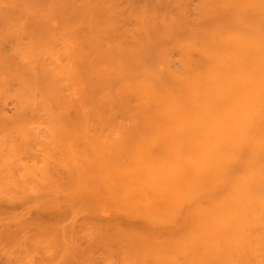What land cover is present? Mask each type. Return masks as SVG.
Instances as JSON below:
<instances>
[{"label":"bare ground","instance_id":"obj_1","mask_svg":"<svg viewBox=\"0 0 264 264\" xmlns=\"http://www.w3.org/2000/svg\"><path fill=\"white\" fill-rule=\"evenodd\" d=\"M221 1L225 9L222 7L221 3L217 2V11L222 9L220 11L222 14L217 12L218 15L214 18V20L208 22V24L210 23V25L207 24L208 27L206 25V27L202 26L201 30L193 33L198 40L196 37H191L190 32H187V34L183 37L184 39L182 38L183 43L184 41L186 42V39H188L186 45H183L182 42L179 44V48L181 47L183 49H181L182 51L185 50L188 52H183V55H189L190 53L192 54V52H196V55H199L197 64L187 66V69H190H185L184 73L181 72L178 74V71V73H175V70H172L171 65L169 67V69L171 68L170 70L168 68L166 69V66H162V69L161 66L153 67L150 65L151 61L154 60L156 63L158 59L161 57L163 58L161 55L159 56L160 58H156V60L155 57H157L158 53H152L156 56H150V54H148L149 60H151L150 57H152L151 61H147V54L144 55L142 53L144 55L143 59L145 58V61H143L141 58L142 56L139 57L137 54L136 56L140 59L133 56L129 58L126 53H124L126 56L122 53L123 55L119 54V56L121 55L120 57H114V60H118L119 58L121 60L118 61L121 62L117 63L116 60L110 61V58H107L112 63L107 66L104 65L105 60L103 57L102 60L99 58L101 55L96 54L98 55L97 58H99V60L97 59V65L91 68L84 65L83 69H80L82 72L79 69L76 70L78 71V78H82L84 75L87 76L88 79L84 77L82 78L83 80L79 78L80 81H78H86L87 85L81 82L83 85L85 84V87L93 83L98 85H111V88L109 86L108 88L105 85H100L103 89H101L100 86L97 87L95 84L90 85L91 88H89V90L92 92V95H94L95 92H98V90H103V93H105L106 91L104 92V90L106 87L108 88L106 90H110L113 88L112 86L115 88V84H117V87H120V89L126 93L120 92L118 94L116 91L115 93L117 94L113 95V92H110V94L112 93V96H120L121 93L126 95L132 94L133 96L136 95L140 98V103L142 104L141 107H143V109L139 108L142 110L141 112H144L143 114L145 116L144 123L143 119L142 121L140 120V127H138L140 125L138 122L137 126L135 124L133 125L134 127L132 126L129 128L130 131L129 129L126 131V135L124 133L125 136L119 131L118 133L120 136L122 135L121 137L119 135L118 137L117 135L113 136L114 134H111L113 131L108 134L110 137L112 136L111 138L109 136L107 137L106 134L104 136L102 133L104 131V127L106 132H108L107 129L110 127L108 125H111L110 123H112V116L108 112L109 118L106 117L107 111L105 108H108L110 101H113L114 98L111 99L112 96L105 93L108 98H111L105 99L106 96L104 94L102 96L101 94L100 96L102 98L99 97V99L101 98L100 101L97 102L96 99H98V97H95L96 99L93 98V101L91 95H88L87 93L89 91H84L85 89L82 88L83 85L80 83L82 85L80 86L78 83L77 87L80 86V88H82L81 90H83V92L80 90L81 93L78 91L79 94H81L80 96L82 97V95L85 94L86 96H90L88 98L91 99H88L85 95L83 96L88 99L87 101H90V105L86 106V104L82 103L84 99L83 97L81 99L79 96L81 103L78 102L79 98L77 101L73 97L74 101L76 100V102L79 103L78 106H80V108L77 106L74 107L77 110L80 109L82 112L81 116H83L84 121L88 122L89 125L85 124L84 121L79 122L81 124L83 123V125L78 123L77 125H80V127H78L79 130H76L77 121H81L82 119L79 117L81 119L79 120L75 117V119H77L76 123H70V125L74 124L70 127H74L75 129H73L75 132L79 131L77 134L72 132V134L75 135V138L78 136L82 141H86V139L83 138L85 135L88 136L87 140L90 141L88 143H91V138L94 140V143L92 142V144H89L91 145V148L87 147L85 143L81 144V148L78 144H75V147L73 143L71 144L72 147L69 146L70 148H67V153L69 152L68 155L70 158L72 157L77 164H75V162L68 157V160L65 158L67 160L66 163L71 161L70 165L73 164L71 167H76V165H78V168L76 169L81 170L80 174L84 175L83 177H85V179L83 178L82 180V178H79V181L76 179L75 182L78 181L84 185V189L81 188L82 185L78 182V184H74L73 177L76 176L75 174H79L75 173V171L67 176L69 178L72 175V177L69 178L70 180L67 178L69 184L66 182V179L64 182L71 186L76 184L81 185L80 187L73 186L75 189L73 191L75 192L79 188L77 191H80L81 194H83V190L85 191L87 187L91 188L92 191L95 188L96 192L93 191V193H95L94 195H97L96 198L98 200H92V198H95L92 195H89V197L86 196L89 201L95 202L93 203L96 204V207H94V204L91 202L93 210L97 211L98 207L99 211L100 205H104L106 203L107 207H103L107 208V210H113L114 208V211L109 210L112 212L110 215L116 212V214L113 215L114 218L117 214H119V210L120 212L124 211V213L127 212L128 214L130 210L134 208L137 212H139L138 216L141 214V218L144 219L142 224L145 226L148 225L151 227L154 225L156 227L161 225L160 227H162L161 229H163V232L164 229L169 226L164 233L159 230L160 228L158 229L159 231L157 230V233H154L151 232V228L153 227L146 228L147 226L145 227L143 225V227L146 228V231L145 229L144 231L148 232V234H145V232L142 231L143 227L139 228L137 226H130L132 221H128L126 224L130 226L129 229L133 228V230L131 229L133 232L131 231V234H128L129 229H125V227H123L122 235H120L117 233L119 225H114V221V227L117 226L118 228L115 227V229L112 226V232L114 233L112 237L114 238V236L117 237L119 235L117 237L118 240L116 238L114 239L117 241H114L113 238L110 240L108 236H111V231H109L111 233H109L110 235L107 237H105L108 234L106 231L105 234L103 233L105 236H100L101 239L103 238L104 240H107L105 241L106 245L109 244V242H111V244L118 242L114 243L118 245L120 244L119 241L121 242L123 239L125 240V237L122 238V240H119V238L121 239V236H131L132 240L130 241L133 243L129 242V244H131V249L129 248L130 252L128 253V256H130L129 254L131 252L133 254L134 251L138 254L141 253L142 256H139L140 258H135L136 260H139L137 264H140L141 262L142 264H150V261L152 262L151 264H264V0ZM225 10L226 13H223ZM251 10H254L253 13L256 16L252 17ZM227 11L234 13V15H230L229 18L225 15L227 14ZM219 14L223 15V17ZM220 18H223V20H220ZM211 24L213 26H211ZM80 50L85 52L86 48L82 46ZM83 52L81 57L87 54L88 49L87 52ZM133 53L135 54V52H132L131 54ZM191 57L192 56L190 55V59ZM125 58H128L127 61H124L126 60ZM131 59L134 60L131 61ZM189 60L187 59V64H190ZM193 60L196 62L194 57ZM164 62L166 64V61ZM98 64H100V66H98ZM91 69L93 70V72H91L93 73L92 75H90V71H92ZM83 70L88 71L84 74ZM95 70H97V73ZM81 73L84 75H81ZM94 73L96 75H94ZM91 77H94L95 80ZM98 81H101L100 84ZM96 88L99 89L96 91ZM92 89L94 90V94ZM121 96L123 97V95ZM124 98L125 95L121 98L123 99L122 102L124 101ZM91 100L94 103L96 100V103H92ZM74 101L71 102L77 105ZM125 102L127 101L125 100ZM106 103H108L107 106H105ZM71 104L72 103H70L69 106L72 107L73 105ZM98 104L101 106H98ZM66 105L68 106V103ZM66 105L64 104L65 108ZM82 105L87 107L85 108L84 106L85 109H83L85 111H89L87 110L89 108L91 112L93 110V114L91 113L92 115L95 114L94 109L96 107H101V109H96L102 110L99 111L101 112L100 114H103V118H107V120L104 119V121L106 120V123L101 120V125H103V127H101L99 121V123L96 121L97 124H99L97 126H94V124H96L95 121L94 124H91L90 111L88 112L89 116H87L85 114L86 112H83ZM98 110L95 112L99 114ZM64 111L67 112L66 109ZM79 112H77L78 116L80 115ZM84 114L87 117V120L85 119ZM98 114H96L97 116L94 115L97 119H99ZM75 119H71V122ZM93 119L96 120V118ZM93 119L91 120L93 121ZM62 120H64V118ZM64 122L61 121V123H63L62 125H64ZM107 122L110 123L107 125ZM90 124V128L93 129V135L92 132H87L90 131V128L86 127V125L90 126ZM106 125L108 127H106ZM98 126L103 128V131H101L102 134L100 131L97 132L100 136L96 133L99 129ZM85 127L88 130H85ZM65 128H67L68 131L69 127ZM62 131L64 130L62 129ZM128 131L129 133H127ZM82 132L84 134H82ZM116 132L113 133L117 134ZM66 135L68 136V134ZM60 136L62 137V133ZM102 136H104V139L106 138L105 141ZM122 137L125 140H122ZM109 139H111L112 142L114 141V143H112ZM71 141L73 142L72 139ZM117 141L119 142L117 143ZM62 142L64 143V141ZM60 150L61 152L65 151L63 148ZM62 154L65 153H61L60 155ZM62 157L63 155L61 158ZM66 172L68 173V170ZM86 176L89 177L91 181L89 178L86 179ZM104 176L107 177V179H104ZM98 177H100V179ZM101 178L104 180V183H102L103 180ZM95 179L102 181H98L99 184H97ZM85 180L87 182L89 180L88 184L91 182L99 185V188L101 186L103 190L109 191V193L101 194V192H103L101 189L95 187L94 184L91 186L84 184ZM59 181L61 180L59 179ZM103 184L107 188H104ZM71 186L68 189H71ZM110 187H114V189H110ZM89 188L87 191L90 190ZM111 190L115 193L114 198L112 197L114 194ZM64 191H66V189H64ZM92 191L90 194H93ZM80 192H78V194ZM116 192H119V194ZM85 195L88 194L86 193ZM104 195L106 199L109 198V195H112L111 199L109 198L107 200H111L112 202L114 201L113 203L116 204L109 201L111 204L110 208L109 202L106 199H103ZM66 196L67 198L72 197V194L71 196ZM99 197L101 199H99ZM80 198L84 199L85 197L81 195ZM102 199V202H105L104 200H106L108 203H101L100 201ZM117 199L119 200L118 202H116ZM121 199L126 201L128 205L124 201L121 202ZM88 200L85 201L90 203ZM97 201H99L98 205ZM75 203L76 201H74V204ZM118 205L120 208L128 207L126 208L128 210L130 208L129 212L125 209L121 210ZM98 211L97 213L100 214ZM131 216L133 217V215ZM132 217L130 220L134 218ZM105 224L106 225L104 226H108L107 223ZM126 224L125 226L128 227ZM51 225L52 224L49 226L51 227ZM102 225L99 226V231L97 229L95 230V226H93V231L95 230L94 232H96V234L97 232H104L103 228H100ZM86 227L88 226L86 225ZM112 227H110V229ZM42 229L45 231V228ZM90 229L92 230V227ZM107 229L109 230V228ZM135 229L136 231H134ZM147 229L149 231H147ZM49 230L50 229H48L47 232H51L50 236L55 232L59 233L57 231L53 232L52 230ZM88 230H84L87 231V233H83L91 235V233L88 234ZM123 230H126V232H123ZM139 230L143 233L137 232ZM149 232H151V234ZM124 233L125 235H123ZM42 234L43 233L40 235L42 236ZM55 234L53 236H55ZM92 235L90 237L88 236L89 239H87L86 236H83L86 240L91 241ZM56 236H58V234ZM98 237L99 236L95 238L93 236L92 242L94 243V246H96V244H98L101 240L100 238L97 239ZM43 238H46V236ZM73 238H76L75 235ZM51 239L50 243L52 242ZM80 239L82 240V238ZM80 239L78 240L80 241ZM59 240L57 241V244H53V246H58V242L62 245L61 240ZM74 240H76V244L75 242L72 243V241L71 243L76 246L72 245V247H76V249L83 247L80 244L78 248V240ZM95 240L96 244L94 242ZM104 240L102 242H104ZM124 240L120 246L127 244L126 240ZM102 242H100V244ZM60 244L59 246L61 247ZM100 244L98 245L100 246ZM137 244L139 247H137ZM65 245L67 244H64L63 246L65 247ZM90 245L91 247L87 246L89 251L94 247L91 242ZM134 246L138 248L137 251L136 249L132 250ZM69 247L70 245L66 248ZM87 247L85 248L84 246L81 249L84 250L85 248L87 250ZM110 247L112 246L110 245ZM120 248L123 251L125 246L124 248H122V246ZM59 250L62 249L60 248L58 251ZM66 250L68 252V249ZM66 250L64 248V251ZM73 250H70V252ZM86 250L83 252L80 251L83 258L85 256L84 254L91 255V252L89 253V251ZM101 250L103 251L102 248ZM107 250L108 249H106L105 253L107 252L108 254ZM70 252L69 258L74 256L73 253H75V251L73 253ZM80 252L77 253L79 254ZM93 252L94 251H92V253ZM113 253L115 255V252ZM138 254H136V256H138ZM62 255L64 256L65 253ZM93 255L94 254H92V256ZM65 256V258H68V255ZM76 256H79V259H83L80 257V254ZM86 257L88 259V256ZM131 257L133 259L134 256ZM141 257L143 258L141 259ZM89 259L92 258L89 256ZM140 259L142 261H140Z\"/></svg>","mask_w":264,"mask_h":264},{"label":"rangeland","instance_id":"obj_2","mask_svg":"<svg viewBox=\"0 0 264 264\" xmlns=\"http://www.w3.org/2000/svg\"><path fill=\"white\" fill-rule=\"evenodd\" d=\"M217 2L221 3V5L223 4L221 0H0V264H137L138 263L139 260L138 259L136 260L135 258H140L139 256H142L141 253L139 252L140 250L138 251L140 254L135 253L134 251L133 254L131 252L129 254L130 256H128V253L130 252L129 248L131 245L129 244V242L133 243L132 241H130L132 240L131 236L127 237L126 235L123 237L121 236V239L119 238V240H122V238L124 237L125 240L128 238L127 239L128 241L126 240L127 244L124 243L126 245H121L122 248H124L125 246L124 248L125 252L124 249L122 251L120 248L121 247L120 244L123 242L124 239L121 242L119 241L120 243L118 244L119 246L117 244H114L118 242H114L112 243L113 244L112 245L111 242L109 241H108L109 244L106 245L105 241L107 240L106 239L104 240L102 238L104 240V242H102L103 240L100 238V236L101 237L105 236L104 235L105 231L108 232V234L105 237L110 235L109 233L112 232L114 225H119V230L117 233H119L120 235H122L123 227H125V229L127 228L129 229L130 226L133 227L137 226L139 228H142L144 225L142 224L144 222L143 221L144 219L141 218L140 216L141 214H139L138 216L139 212H137L134 208H132V210H130L129 208L130 210L129 212V210L126 209L128 207L120 208L118 205V207L121 210L122 209L128 210L129 213L128 214L127 212L124 213V211L120 212V210L118 209L119 212L118 211L117 212L119 214H117L113 218V215L116 214V212L110 215V213H112L110 212L112 209L111 210L109 209L110 210L109 211L107 210V208L103 207V206L107 207L105 202L108 201L107 199L109 198L111 199L112 195H109V198L107 199L105 195L103 196V199H106L107 201L104 200L105 202H102L103 199L100 201L101 203H105V204L100 205L99 211L97 207V211L100 213L98 214L96 210H93V205L91 204L92 201H89L87 199L89 195L95 197L92 198V200L95 201V199H97L96 198L97 195H94L95 193H93V191H95V188L93 187L94 190L92 191L91 188L89 187L86 188V186L87 185L91 186L92 184H94L95 187L103 191L101 192V194L109 193V191L103 190L101 186L99 188L98 187L99 185H96L95 183L90 182V184H88L90 178L87 176L86 179L89 178V180L88 182L85 180L84 184L87 185L85 186L86 188L85 191L83 190L82 192L83 194H81L80 191H77L79 189L78 187H77L78 189L76 190L77 192L73 191L75 190L73 186L80 187L82 185L81 183L78 182L79 181L78 179L82 178L83 180V178L85 179V177H83L84 175L80 174L81 170L76 169L78 168V165H76V167L73 166L74 167L73 168L71 167L73 164L70 165L71 161L69 163H66L68 158H70V156L68 155L69 152L67 153L68 151L67 148H70L69 146L72 147L71 145L72 143L74 146L75 144H78L79 147L81 146L82 143L83 144L85 143L87 147H90L91 145L89 144H92V142L94 143V140H92L91 138V143H88L90 141L87 140L88 136L85 135L82 136L83 138L86 139V141L84 139H83L84 141H82L81 138H79L78 136L75 138V135L72 134V132H75L74 131L75 128L73 126L72 127L74 129L70 127L71 125L74 124L70 125V123H76L77 119H75V117H77L79 120L82 119L81 121H77L76 125L79 122L84 121L83 116H81L82 112L80 111V109L77 110L75 108L76 106L80 108V106H78L79 103H81L80 98L82 99V97L85 95L83 94L82 97L80 96L81 94H79V92L80 93L81 91L83 92V90L81 89L84 88L85 89L84 91L91 92L89 90V88H91L90 85L95 84L97 87H99L101 85L100 82L102 81V80L98 81L100 85L93 83V84H89L87 88L84 86L86 84L85 80H84L85 82L81 81L82 83H85L84 85L78 81H80V79L83 80L82 78L84 77L87 78V76L84 74L88 70L87 71L83 70L84 74L81 73V75L83 74L84 77L82 78L79 77L80 79L78 78L79 75L77 74L78 71L76 70L83 69L84 65H86V67L88 66L89 68H91L97 65L99 58L102 59V57L105 60L104 65L107 66L112 64L110 62L111 60L113 61L116 60V59L114 60L115 56H119V54L122 53L123 54L126 53V55H128L127 57L129 58L131 56L135 58H139L140 56H142L141 57L142 59L145 54L147 55L150 54L151 56L153 55L152 53L155 54L158 53L155 59L160 58L159 56L161 55L163 56V58L161 57L160 59H158L156 63L154 60L151 61L152 57H150L151 60H149V55L148 57L146 55V58H148L147 61L152 62V63L150 62V65H152L153 67L161 66V68L162 66L163 67L166 66V69L167 68L169 69L171 65V68L173 71L175 70L174 71L175 73L177 71L179 72V73L177 72L178 74H180L181 72L184 73L185 69L186 70L190 69V68L187 69V66H192L194 64H197L199 60V55H196L197 54L196 52H192L194 56L191 53L189 55L184 54L187 55L184 56L183 52L185 53L187 51L185 50L182 51L183 49L181 47L179 48V44L182 42V38L187 34V32H190L191 37L195 38L196 36L193 33H196V31L198 32L199 30H201L202 26L206 27L209 21L214 20V18L218 15V13H221L220 11L222 9H219L217 11L218 8ZM251 12H252V17L256 16L253 13L254 10H251ZM223 13H226V10ZM232 14L234 15V13L227 11V14L225 15L229 17ZM221 17H223V15H221ZM220 20H223V18L222 19L220 18ZM208 25H210V23ZM211 26L213 25L211 24ZM187 41L188 39H186V42L185 41L184 43L182 42L183 45H186ZM82 46L86 48L85 52H87L88 49L87 54L83 55V57H81L83 51L80 50ZM129 52L131 53L135 52V54L134 53L131 54ZM96 54H99L101 56L97 58L98 55ZM136 54L139 55V57L136 56ZM126 55L124 54V56ZM190 55L192 56L191 59H190ZM193 57L194 59H196V62L193 60ZM107 58H110V61ZM127 59L126 60L123 59V60L127 61ZM162 59L163 60L166 59L164 60L166 61V64ZM187 59L188 60L190 59L189 60L190 64L188 63L189 65L187 64ZM118 60L121 59L118 58ZM118 60H116L117 63L121 62ZM133 60L134 59H131V61ZM143 61H145V58L143 59ZM153 62L156 65H154ZM162 62L164 63V65ZM100 64H98V66H100ZM96 71L97 70H95V72ZM91 72H93V70L90 71V73ZM92 74L93 73H91L90 75ZM94 75L96 74L94 73ZM75 76L77 77V79ZM91 78L94 79V77ZM78 83L80 86L83 85L82 88H80V86L77 87ZM104 85L107 86L106 84H103L101 86ZM108 86L110 87L111 85L109 84ZM115 86H116L115 88L114 86H112L114 89L112 88L110 90H106L109 87L108 88L106 87V89L104 88L105 89L104 92L106 91L105 92L106 94H110V92H113V95H116L117 93L119 94L120 92H124L123 90L120 89V87H117L118 86L117 84H115ZM98 89L99 88H96L95 90L97 91ZM116 91L117 93H115ZM89 92L87 93L88 95L89 94L91 95L92 99L95 97L96 98L98 97L99 99V97H101L100 96L101 94L102 96L103 94L106 96L105 99L108 98V96L105 93H103V90L100 91L98 90V92H95V94L93 90L94 95H97L99 93L97 96H94L92 95V92L91 93ZM124 93L123 94L121 93V95H123V97L125 95L126 98V99L124 98L123 102H122L123 99H121L123 97L121 95H120L121 97L118 95L116 96L117 97L116 98L115 96L111 95L112 93L110 94L112 96V98L111 97L110 98L111 99L114 98V100L110 101L108 108L107 109L105 108V110L107 111L106 112L107 118H109L108 112L112 116L111 119L112 123L107 122V125L109 123L111 124L108 125L110 127L106 125V127H108L107 129L108 132H106L105 127L103 131L102 130L103 128H100L98 126L100 130L94 128L97 130L96 133L99 131L101 133V131H103L102 133L104 134V136L106 134V136L108 137L109 136L108 134H110V132L117 131L116 132L117 134L113 132L111 134L112 135L114 134L113 136L117 135L118 137L119 135L118 131L123 133L122 135H124V133L126 135V131L135 124L137 126L138 122L140 124L138 127H140L141 126L140 122L142 121V119L144 123V119H145L144 118L145 116L143 114L144 112H141L142 110L139 109V108L143 109V107H141L142 104L140 103V98L136 95L134 96L132 94L126 95ZM73 97L76 100L79 98V101L77 100L79 103H77L76 100L74 101ZM85 97L88 98L90 96L85 95ZM85 97H83L84 99L82 103L86 104V106L90 105L89 104L90 101L87 100L91 98L86 99ZM98 99H96L97 102L100 101V99L99 100ZM125 100L127 102H125ZM71 101L76 102L77 105L73 104V102ZM93 101L92 103H94ZM67 103L68 106L66 105ZM70 103H72L71 104L73 105L72 107L69 106ZM64 104L66 105V108ZM100 104H98V106ZM107 104L108 103H106L105 106H107ZM84 106L82 105V109L84 108ZM86 106L85 108H87ZM136 106L138 107V110ZM96 108L101 109V107H96ZM96 108L94 109L95 116H97L96 114H98L95 112L96 110H98ZM65 109L67 112L64 111ZM84 109L83 112H86L85 114L87 116H89L88 115L89 111H90V116L91 117L93 116L92 118L90 117L91 124L92 123L94 124L96 121L97 122L99 121L101 125V120L102 121H104V119L107 120L106 117L103 118L102 116L103 114H100L101 112L99 111L102 110H98L99 119H97V117L92 115L93 110L91 112L90 108L87 109L89 111H85ZM76 110L77 112L79 111L81 112V113L79 112L80 114L79 116ZM63 118L65 122L64 120H62ZM70 118L71 119L74 118L75 122L74 121L71 122ZM93 118H96V120H94ZM85 119L87 120L86 116ZM91 119H93V121ZM106 120L104 121L105 123ZM61 121L64 122V125H62L63 123H61ZM84 122L85 124L89 125L88 122L86 121ZM97 122L96 124H94V126L99 125L97 124ZM91 124L90 126L86 125V127L90 128ZM81 125H83V123ZM64 126L69 127L68 131L67 128H65ZM76 127L77 130L78 127H80V125L79 126L77 125ZM86 127L84 129L88 130ZM101 127H103V125H101ZM62 129L64 131H62ZM92 131L93 129L90 128V131L87 132L90 133ZM129 131L127 133H129ZM77 132L79 131H76L75 133L77 134ZM61 133H62V137L60 136ZM66 134H68L69 137ZM82 134L84 133L82 132ZM98 136H100V134H98ZM104 136L102 137L103 140L105 141L106 138L104 139ZM71 139L73 140V142L71 141ZM122 140L125 139L123 138ZM62 141H64V143ZM118 142L119 141H117V143ZM112 143H114V141ZM62 148L63 150L65 149L66 152L63 150H62L63 152H61L60 149ZM83 149H79V150H83ZM61 153H65L62 154L63 159L61 158L62 156L60 155ZM70 159L74 161L72 157ZM74 162L75 164H77L76 161ZM67 170L68 173L66 172ZM73 171H75V173H79V174H75L76 176L73 177L74 184L78 182L81 185H77L78 183L72 186L68 185L69 183L67 180L68 178L67 176L70 175V173L72 174ZM70 177H72V175ZM98 178L100 179V177ZM59 179L61 181H59ZM76 179L78 181L75 182ZM99 179L97 180L95 179L97 184H99L98 183ZM104 179H107V177H105ZM65 181L68 184L64 183ZM102 183H104V180ZM70 186L71 189L73 187L72 189L73 192L72 191L70 192L71 189H68L70 188ZM83 187L84 185L81 186V188ZM88 188L90 189L89 191H87ZM104 188L107 187H105L104 185ZM64 189H66V191L68 192L64 191ZM110 189H114V187H110ZM91 191L93 194H90ZM78 192H80L79 194H81L85 198L81 199L80 198L81 195H79ZM86 193L88 195H85ZM112 193L114 194L112 196L114 198L115 193L114 192ZM71 194L72 197L67 198L66 195L71 196ZM117 194H119V192ZM100 197L99 199L102 198ZM85 200L86 201L88 200L90 203L86 202ZM121 200H120L121 202L124 201L123 199ZM74 201H76L75 204ZM118 201L119 200L117 199L116 202ZM98 202L99 201H97V205ZM124 202L128 205L126 201ZM94 207H96V204H94ZM110 208H111V204H110ZM112 211H114V208ZM131 215H133V217L137 219L135 220ZM131 217L133 218L132 220H130ZM128 221H132L133 224L131 223L130 226H128V224H126L128 223ZM105 223L107 224L110 223L108 224V226L109 225L110 226L109 227L104 226L106 225ZM50 224H52L51 227L49 226ZM125 224L128 227H126ZM45 225H47L48 228ZM86 225L88 227H86ZM100 225H102V227L100 228H103L104 232H97L96 234V232L94 231L96 229L98 230ZM93 226H95L94 231H93ZM146 226H145L146 228L149 227L148 225ZM160 226L155 227L153 225L151 226L153 228L151 227L149 228H151L152 229L151 232L154 233H157V230L159 228H160L159 230L163 232V229H161L162 227ZM89 227L90 228L92 227V230ZM110 227L112 228L110 229ZM115 227L118 228L117 226ZM145 227L142 228L143 232L146 231ZM42 228H45V231ZM107 228H109V230ZM167 228H169V226H167ZM46 229L47 230L50 229L53 232L57 231L59 233L55 232L56 233V234L54 233L55 236H53L54 234L50 236L51 232L48 233ZM131 229L133 230V228ZM131 229L128 230V234L132 231ZM136 229L134 231H136ZM166 229H164V232ZM84 230H88L89 231L88 234L91 233V235L94 232V234L92 235V240H93V236L95 238L99 236L97 239L100 238L102 241L100 240L98 244L102 242L101 243L102 245L100 244V246L102 247L96 244V240L94 241L96 246H94L92 240L91 241L86 240V238L89 239L91 235L85 234L87 233V231ZM140 230L137 232L141 233L142 231L140 232ZM124 231L126 232V230H123V232ZM147 231L149 230L147 229ZM151 232L149 233L151 234ZM41 233H43L42 236L40 235ZM146 233L148 234V232H145V234ZM57 234L58 236H56ZM113 234L114 233L112 232L111 236H108L110 240L111 238H113L112 237ZM74 235L76 238H73ZM83 235L84 236L87 235L86 238ZM123 235H125V233ZM45 236L46 238H43ZM117 237L114 236V238L116 239ZM80 238H82V240ZM114 238L113 240L115 241L116 239ZM50 239L52 241L51 243H50ZM57 239L58 240L60 239L62 243L61 245L60 242H58V246L60 244L61 247L60 246L59 247L62 249L59 251L58 249L60 248L57 245L56 247L55 245L53 246V244H57L58 241ZM74 239L77 240L80 239V241L79 240L77 241L78 248L80 244L83 247L85 246V248L87 246L91 247L90 245L91 242L92 245L94 246V247L92 246L93 247L92 249L96 248L95 249L96 251L90 248L89 251L88 247L87 250L85 248L84 250L81 249L83 247H80V249H76V247L75 248L72 247V245L76 244V240ZM71 241L72 243L75 242V244H72ZM63 243L67 244L68 246L70 245V247L66 248L68 247L67 245H65L64 247ZM110 245L112 247H110ZM134 247L132 250L136 249L137 251L138 248H136V246ZM137 247H139L138 244ZM64 248L65 250L68 249V252L67 250L64 251ZM101 248L103 249V251L101 250ZM69 249L70 250L75 249V250L70 252ZM106 249H108L107 250L108 254L107 252L105 253ZM82 250L89 251V253L91 252V255L84 254L85 256L83 255L84 256L83 258L81 256V252H83ZM91 250L94 252L92 253ZM74 251L76 255L80 254V257H82L83 259L81 258L79 259L78 258L79 256H76L75 253H73ZM69 252L73 253L74 256L72 257L70 256L71 258H69ZM77 252L80 253L78 254ZM111 252L113 255L111 254ZM113 252H115V255ZM64 253L65 255H68V258H65L66 256L62 255ZM92 254L94 255L92 256ZM116 254L117 257L119 256L118 258L116 257ZM136 254H138V256H136ZM105 255L106 256L111 255V256L106 257ZM86 256H88V259ZM89 256L92 259H89ZM131 256H134L133 259ZM142 258L143 257H141V259ZM141 259L140 261H142ZM149 263L151 264L152 262L150 261ZM140 264H142V262Z\"/></svg>","mask_w":264,"mask_h":264}]
</instances>
